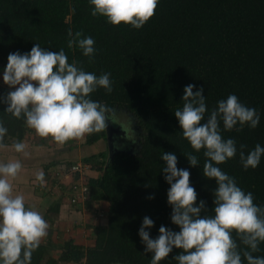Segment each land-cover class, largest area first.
Returning <instances> with one entry per match:
<instances>
[{
    "label": "trees",
    "instance_id": "16d2710c",
    "mask_svg": "<svg viewBox=\"0 0 264 264\" xmlns=\"http://www.w3.org/2000/svg\"><path fill=\"white\" fill-rule=\"evenodd\" d=\"M91 9L89 0H0L1 69L6 67L10 53H28L34 44L48 51L63 49L68 62L84 71L97 76L110 73L112 92L98 88L90 98L129 115L139 132L137 153L122 151L115 141L111 148L118 152L112 156L107 147V151L82 161L81 166L99 164L91 167L98 177L85 178L88 194L82 202L70 205H90L91 217H103L107 225L93 228L92 247L66 241L59 258H49L45 264H151L152 254H145L138 235L143 218L154 221V226L146 229L152 239L158 237L161 226L173 232L180 230L171 222L163 152L174 153L177 167L190 172L196 203L205 202L201 216L214 215L216 184L203 176L206 157L203 150L195 152L183 138L174 116L183 107V89L189 84L195 85L193 91L204 89L205 121L219 101L233 94L246 107L256 109L260 121L255 129L245 125L240 131H225L221 121V135L235 141L237 153L218 167L264 208V156L255 169L245 170L240 160L241 150L247 155L257 144L264 147V0H158L154 16L140 29L113 26L103 17L92 16ZM76 32L83 34L81 38L94 39L93 57H85L76 45L69 48ZM6 90L0 91V122L7 129L4 142L22 139L28 129L23 118L5 112L4 100L14 89ZM104 139L108 142L107 129L87 135L83 143L92 145ZM241 145L245 147L241 149ZM188 154L197 156V167L188 164ZM73 165H51L45 176L48 184H56L60 172L54 171L56 167L66 171ZM75 173L73 179L77 180L79 174ZM61 189L66 195V187ZM99 202L108 203V211L94 208ZM233 238L241 253L246 250L235 233ZM180 251L173 249L161 264H178L174 257ZM45 254L46 248L40 245L31 264H42ZM253 255L264 256V243Z\"/></svg>",
    "mask_w": 264,
    "mask_h": 264
},
{
    "label": "clouds",
    "instance_id": "9594fccd",
    "mask_svg": "<svg viewBox=\"0 0 264 264\" xmlns=\"http://www.w3.org/2000/svg\"><path fill=\"white\" fill-rule=\"evenodd\" d=\"M89 3L92 16L103 17L113 26L124 24L140 29L154 16L158 0H89ZM82 35L76 32L68 46L76 45L85 57L91 58L95 54V41L91 37L81 38ZM2 80L9 89H14L4 100L5 112L16 119L23 118L37 136L51 138L60 146L73 140L83 142L87 135L105 131L115 115L114 109L90 98L98 88L112 92L110 73L97 76L84 71L68 62L63 49L48 51L34 44L28 53H10ZM194 88V84H189L183 89V107L174 116L183 138L195 152L203 150L206 157L203 176L216 184L214 215L201 216L205 202L196 203L190 172L177 167L174 153L163 152L161 159L166 166L162 171L170 186L167 202L172 208L171 222L180 230L173 232L161 226L158 237L152 239L146 229H151L154 221L145 216L138 232L145 245L144 252L152 254L151 264H161L173 249L181 250L174 257L178 264H244L245 261L264 264V256L253 255L264 243V208L254 203L251 192L245 193L234 178L218 167L237 153L235 141L225 140L221 135V121L225 131H240L245 125L255 129L260 116L255 108L246 107L233 94L219 101L205 121L204 89L193 91ZM6 134L7 129L0 122V150L8 148L4 143ZM11 147L16 153L28 155L23 142ZM262 156L264 147L259 144L247 155L243 150L240 152L245 170L257 168ZM186 160L191 167L198 166L196 155L188 154ZM22 167L18 159L0 163V264H31L33 252L50 227L40 212L26 207L22 194H14L13 182ZM36 180L41 185L46 183L42 169L37 172ZM233 233L246 246L242 253Z\"/></svg>",
    "mask_w": 264,
    "mask_h": 264
},
{
    "label": "crops",
    "instance_id": "0c3cea01",
    "mask_svg": "<svg viewBox=\"0 0 264 264\" xmlns=\"http://www.w3.org/2000/svg\"><path fill=\"white\" fill-rule=\"evenodd\" d=\"M3 71L4 69L1 71L2 76ZM1 83L3 84V82ZM4 88L7 89L8 87L3 84L0 91L4 90ZM34 133V130L28 128L22 139H20L21 142L27 145L25 149L28 153L27 156L23 153H16L11 147L13 144H11L7 149L0 150V163H7L13 159H18L21 162L23 166L22 170L18 178L13 182L14 194H22L25 197L26 207L40 212L48 222L50 226L48 234L40 245L46 248L45 260L49 259L50 256L58 259L59 256L57 258L54 253L66 241L71 240L76 245L92 247L94 244L93 228L104 227L107 225V221L103 217H101L102 219L92 218L90 212H88L90 209V205L88 204L75 208L71 206L66 196L67 193L64 195L62 189L54 188V186L51 187L46 179V183L43 185L36 180V174L41 169L46 176L48 168L53 164L57 165L64 162L75 163L74 160L78 159L77 156L79 157L80 152L77 151V148L73 147V144L79 140L69 141L65 145L60 146L53 142L51 138H40ZM32 137L37 141L40 138L41 143H36V140L32 141ZM30 142L33 144L30 145ZM69 146L72 147L69 148ZM85 151L89 152L86 149ZM92 155L94 154L89 156ZM90 173L91 178L98 177V172L91 170ZM96 173L97 175H95ZM94 208L108 211L109 204L99 202ZM47 254L49 257L46 258Z\"/></svg>",
    "mask_w": 264,
    "mask_h": 264
},
{
    "label": "rangeland",
    "instance_id": "374dc122",
    "mask_svg": "<svg viewBox=\"0 0 264 264\" xmlns=\"http://www.w3.org/2000/svg\"><path fill=\"white\" fill-rule=\"evenodd\" d=\"M2 70L0 68V89H2V86H3V84L1 83V82H3L2 74H1ZM7 89H9V88H7ZM4 90L7 92V90L5 88H4ZM108 127H111L112 129L115 130L113 133V136L111 135L112 139H113L112 141L109 140V138H108V142L105 141V139H104V140H100V141H98L92 145H85L83 142H79V141L76 142L75 141V143L73 144L74 145L73 147H75V149L77 148V151H79L80 154H79V157L77 156L78 159L76 158L77 160H74V162H75L74 164H76L77 162H79V164L83 163L82 162L83 159H87V157L91 154L97 155L100 151H107V147H108V154H110V149H112L111 145L115 141L117 143L118 138L121 139L120 142L118 141V143H119L118 145L121 147L122 151L126 150L128 153H131V154H135L138 152V149L140 147V144H139L140 138L138 135L139 132L135 129V122L129 115H127L126 113H124L122 111H115V115L111 118L110 122L108 123ZM35 140L36 139H34V137H32V141H35ZM38 141H40V142H38ZM38 141L36 140V143L40 144L41 143L40 138ZM16 142H21V140L18 138H12V139H9L8 141L5 140L4 143L8 144V146H11V144H14ZM31 142H30V145L33 144ZM81 145H83V146H81ZM70 147H72V146H69V148ZM65 148H67V147L65 146ZM85 149L89 150V152L85 151ZM75 152H76V150H75ZM71 163H73V162H71ZM85 164L82 166V168L85 169V171H84V173H86L85 178H87V177L89 178L90 174H91L90 171L92 170L91 169L92 166L88 163H85ZM97 166L100 167L99 164H96L93 167H97ZM62 169H63V167H56V169L54 171H61ZM95 175H97V173ZM54 188L61 189V188H59L58 182H56ZM86 190L89 192L88 187ZM84 199H85V197H82V196L79 197V200H81V202ZM69 204H70V202H69ZM56 251L57 252L54 253V255L58 258V256H60V253H61V248H57ZM47 257H49L48 254L46 255V258ZM50 258L56 259L54 256H50ZM45 261L46 260L44 259L42 264H45ZM79 264H83V263L81 262Z\"/></svg>",
    "mask_w": 264,
    "mask_h": 264
},
{
    "label": "built area",
    "instance_id": "2783aa9c",
    "mask_svg": "<svg viewBox=\"0 0 264 264\" xmlns=\"http://www.w3.org/2000/svg\"><path fill=\"white\" fill-rule=\"evenodd\" d=\"M83 170L84 169L82 168L81 164L77 163L73 166H70L68 169H66V171H58L59 173L56 180L61 188L66 187L67 195L70 197V199H68L70 204L76 203L77 201L80 202L81 200H79V197H86L88 194V191L86 190L87 187L85 186ZM75 172H78L79 174V178L77 180L73 179L76 174Z\"/></svg>",
    "mask_w": 264,
    "mask_h": 264
},
{
    "label": "water",
    "instance_id": "95a60500",
    "mask_svg": "<svg viewBox=\"0 0 264 264\" xmlns=\"http://www.w3.org/2000/svg\"><path fill=\"white\" fill-rule=\"evenodd\" d=\"M114 131L115 130L112 129L111 127H107V136H108L109 140H111V141L113 140L111 135L114 133ZM114 152H118V149L112 147V149H110V154L109 155L112 156V154Z\"/></svg>",
    "mask_w": 264,
    "mask_h": 264
},
{
    "label": "flooded vegetation",
    "instance_id": "af4514ba",
    "mask_svg": "<svg viewBox=\"0 0 264 264\" xmlns=\"http://www.w3.org/2000/svg\"><path fill=\"white\" fill-rule=\"evenodd\" d=\"M121 139L118 138V141L120 142Z\"/></svg>",
    "mask_w": 264,
    "mask_h": 264
}]
</instances>
